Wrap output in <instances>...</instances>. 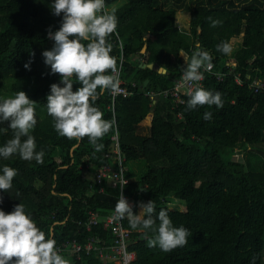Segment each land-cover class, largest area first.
Listing matches in <instances>:
<instances>
[{"label":"trees","instance_id":"trees-1","mask_svg":"<svg viewBox=\"0 0 264 264\" xmlns=\"http://www.w3.org/2000/svg\"><path fill=\"white\" fill-rule=\"evenodd\" d=\"M52 2L0 0V101L24 91L37 102L38 122L31 134L36 150L44 152L43 163L18 154L0 157V174L4 166L18 171L9 192L0 190V209L11 212L22 203L46 236L51 238L53 231L57 247L89 236L108 243L109 229L98 224L87 231L85 223L89 211L101 216L115 211L119 188L106 186L99 192L83 168L94 172L116 165L112 138L117 133L126 165L135 160L146 163L138 178L127 172L125 193L133 200V212L139 214L141 202L154 201L155 215L166 210L173 226L192 233L186 246L163 252L149 248L144 233L132 230L125 217L130 249L137 254L134 264H264V0H105L119 21L118 38H109L111 54L123 61L121 77L130 87L135 83L136 92L113 101L106 91L96 101L104 118L115 121L98 141L104 145L100 152L88 138L60 136L47 113L50 86H64L42 55L54 46L49 29L59 30L63 19L53 14ZM180 9L191 14L189 31L176 25ZM212 20L220 23L213 27ZM241 34L242 42L230 55L217 51V45ZM197 45L210 53L213 65L210 71L200 70L201 87L219 91L223 108L188 110L189 95L185 104L175 106L159 94L181 80L186 68L181 51L191 56ZM30 61L29 70L24 65ZM160 67L166 72H159ZM235 75L244 85L236 83ZM253 80L263 84L258 92L250 86ZM79 87L74 82V91ZM148 92L158 94L156 100ZM205 112L212 113L210 121L203 118ZM150 113L153 119L145 133L141 122ZM13 136L7 122L0 123V146ZM61 254L70 264H104L94 253H83L81 259Z\"/></svg>","mask_w":264,"mask_h":264},{"label":"clouds","instance_id":"clouds-1","mask_svg":"<svg viewBox=\"0 0 264 264\" xmlns=\"http://www.w3.org/2000/svg\"><path fill=\"white\" fill-rule=\"evenodd\" d=\"M55 16L63 15L59 30L49 29L48 38L54 41L51 50L42 53L44 62L50 66L51 74H59L61 83L50 86L47 96V113L53 118L56 132L68 139L88 138L96 152L103 150L98 143L113 128L114 120L104 118V113L96 106V101L108 91L113 94L120 91L119 72L123 61L111 53L113 44L110 37L118 38V17L115 11H108L105 0H53L51 4ZM211 20V18H209ZM220 23L212 20V26ZM87 42V43H85ZM121 43V47H122ZM197 50L191 56L181 53L186 68L181 84H191L203 79L202 68L211 70L212 56L208 51ZM217 51L225 55L232 53L230 42L217 45ZM31 55L34 57L35 53ZM30 63L24 67L30 70ZM74 82L80 87L74 91ZM188 110L198 107L216 106L223 108L222 94L200 87L189 92ZM26 92L19 91L13 97L0 101V123L7 122L14 136L0 146V157L8 159L18 154L24 160L43 163V151H37L35 137L31 134L37 125L35 106ZM203 118L212 119L211 112H205ZM26 137V139H22ZM0 174V190L9 192L18 171L4 166ZM127 183V181H126ZM3 198L0 197V204ZM139 214L133 212L132 205L120 193L115 205L118 218L127 217L132 230L144 233L149 248L159 247L163 252H171L188 244L192 235L184 226L175 227L166 210H160L158 216L154 201L141 202ZM157 220L159 223L157 224ZM155 233L149 237L148 232ZM0 264H70L53 238L46 236L19 203L11 212L0 209Z\"/></svg>","mask_w":264,"mask_h":264},{"label":"built area","instance_id":"built-area-1","mask_svg":"<svg viewBox=\"0 0 264 264\" xmlns=\"http://www.w3.org/2000/svg\"><path fill=\"white\" fill-rule=\"evenodd\" d=\"M121 71L122 68L119 72L120 91L115 94L111 93L113 101L120 96L129 98L136 92V84L133 83L131 87L128 86L121 77ZM216 75L218 79H222L224 76L221 73H216ZM180 81L181 80L176 81L172 88L159 93L165 98L173 100L175 106L185 104L186 96L189 95V92L194 91L197 84L200 87L203 85V79L191 84H181ZM235 81L240 86L245 83L239 75H235ZM262 85L263 84L257 80H253L250 83V86L254 88L255 92H258L262 88ZM147 95L152 98L158 96V94H154L153 92H148ZM179 116L181 115L179 114ZM112 139L114 144L113 162L116 165L106 164L94 172H92L88 166L83 168V173L87 178L95 182L99 187V192H104L106 186L119 188V196L123 190V195L127 198L128 202L133 205L132 198L125 193V187L129 183L130 178L127 176L128 166L122 155L117 133ZM124 218H118L115 211L107 216H101L97 212L89 211V219L85 223L86 230L91 231L93 226L103 224L106 229L111 231V240L108 243H104L96 236H89L84 242L78 241L77 239H69L58 245V248L61 253L67 252L69 255H76L78 259H81L83 253L87 255L94 253L98 258L103 260L104 264H134L137 259V254L134 250L130 249L131 231L124 225Z\"/></svg>","mask_w":264,"mask_h":264},{"label":"crops","instance_id":"crops-1","mask_svg":"<svg viewBox=\"0 0 264 264\" xmlns=\"http://www.w3.org/2000/svg\"><path fill=\"white\" fill-rule=\"evenodd\" d=\"M190 18H191L190 12L185 11L184 9H180L176 13V25L178 26L179 29L189 31ZM146 118L144 121L141 122V124L145 125L146 126L145 129L148 130V128L151 126L152 123L153 114L150 113ZM128 169L132 171L134 178H138V176L146 170V163L144 160L131 161L128 164Z\"/></svg>","mask_w":264,"mask_h":264},{"label":"rangeland","instance_id":"rangeland-1","mask_svg":"<svg viewBox=\"0 0 264 264\" xmlns=\"http://www.w3.org/2000/svg\"><path fill=\"white\" fill-rule=\"evenodd\" d=\"M183 30V29H182ZM243 36V34H241L239 37H235V38H232L231 39V45H232V52L233 51H235L237 48H238V46H239V44L242 42V37ZM181 53H184L183 51H181ZM185 54V53H184ZM5 83H7V82H10V80L9 79H6L5 81H4ZM147 119V118H146ZM146 128V126L145 125H142L141 124V131H144L145 133L147 132V130L145 129ZM242 154V153H241ZM240 153H238V155H241ZM175 201H177V199H175Z\"/></svg>","mask_w":264,"mask_h":264},{"label":"water","instance_id":"water-1","mask_svg":"<svg viewBox=\"0 0 264 264\" xmlns=\"http://www.w3.org/2000/svg\"><path fill=\"white\" fill-rule=\"evenodd\" d=\"M146 51V45L143 47V50H142V52H145ZM148 66L150 67V68H153L154 67V64L153 63H151V64H148ZM159 72H162V73H164V72H166V69L164 68V67H160L159 68ZM149 83V80H146L145 81V86L147 85ZM157 98V97H156ZM156 98H155V100H156ZM114 150V144H112V151ZM51 238H53V231H52V233H51Z\"/></svg>","mask_w":264,"mask_h":264}]
</instances>
